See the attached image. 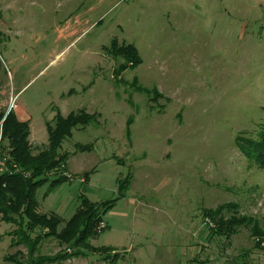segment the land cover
<instances>
[{
    "label": "rangeland",
    "instance_id": "rangeland-1",
    "mask_svg": "<svg viewBox=\"0 0 264 264\" xmlns=\"http://www.w3.org/2000/svg\"><path fill=\"white\" fill-rule=\"evenodd\" d=\"M0 60V152L84 120L34 227L0 193V264H264V0H0Z\"/></svg>",
    "mask_w": 264,
    "mask_h": 264
},
{
    "label": "trees",
    "instance_id": "trees-1",
    "mask_svg": "<svg viewBox=\"0 0 264 264\" xmlns=\"http://www.w3.org/2000/svg\"><path fill=\"white\" fill-rule=\"evenodd\" d=\"M134 49V48H133ZM135 50V49H134ZM135 52V51H134ZM132 58H135V53L130 55ZM1 70L2 64L0 60V82H1ZM80 115L76 117L75 113H69L66 117H62L61 115H57L52 122L47 123V134H48V142L46 147L43 150H40L38 153L33 154L32 148L28 142V134H29V125L28 122L19 121L15 114L9 112L3 118L2 122V138L7 139L10 142V149L8 150V155L10 156L11 160L17 165L19 168V172L14 174H5L0 175V193L4 195H9L11 198L10 207H19L23 205V210L19 214V217L23 220V224L26 228L34 227L36 223H33L36 213L34 209L38 207L37 201L35 199V190L36 188L41 185L45 178L44 176L46 173L54 170V168L59 167L62 168L61 172L65 169V164L68 159V152H61L60 149L62 148V142L65 138L71 136V129L73 126L79 124H83V119H80ZM131 122V120L129 121ZM78 150L75 152H83L89 150L90 147L87 145L76 144ZM255 149H257V153H261V150L264 149L263 144H255ZM255 153V152H254ZM264 167V164H262ZM56 181V183H60L65 179L64 175L61 174ZM130 175L127 176L126 182L129 181ZM59 181V182H58ZM124 182V184L126 183ZM120 189L123 188V183H119ZM109 206L105 208V213L110 207H112L115 203V200H111L109 202ZM8 206H4V208H0V213L4 215L9 213V210L6 209ZM10 209V208H9ZM81 210L77 211V214L72 218H79L82 217L80 213ZM98 214L95 219L96 221L102 220V215ZM27 219V220H25ZM41 220L45 218L40 217ZM72 220L68 222L67 228L64 232L69 230L70 224H72ZM26 221L27 225L24 223ZM39 224V226H43ZM59 222V221H58ZM58 222L54 226L58 224ZM77 225L82 224L80 221H76ZM51 232V231H50ZM63 232V233H64ZM90 234L93 235L95 232L93 230H89ZM56 233V232H55ZM61 233V234H63ZM58 234V233H56ZM60 234V235H61ZM81 239V238H80Z\"/></svg>",
    "mask_w": 264,
    "mask_h": 264
},
{
    "label": "built area",
    "instance_id": "built-area-1",
    "mask_svg": "<svg viewBox=\"0 0 264 264\" xmlns=\"http://www.w3.org/2000/svg\"><path fill=\"white\" fill-rule=\"evenodd\" d=\"M17 107V95H12L10 108ZM19 172L17 165L11 160L10 156L5 152H0V175L14 174Z\"/></svg>",
    "mask_w": 264,
    "mask_h": 264
},
{
    "label": "crops",
    "instance_id": "crops-1",
    "mask_svg": "<svg viewBox=\"0 0 264 264\" xmlns=\"http://www.w3.org/2000/svg\"><path fill=\"white\" fill-rule=\"evenodd\" d=\"M17 95V94H16ZM15 116L19 121L22 122H29V117H26L24 113L15 112Z\"/></svg>",
    "mask_w": 264,
    "mask_h": 264
}]
</instances>
